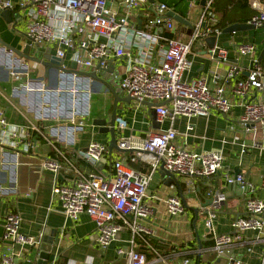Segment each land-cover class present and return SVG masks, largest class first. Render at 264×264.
<instances>
[{
    "label": "built area",
    "instance_id": "built-area-1",
    "mask_svg": "<svg viewBox=\"0 0 264 264\" xmlns=\"http://www.w3.org/2000/svg\"><path fill=\"white\" fill-rule=\"evenodd\" d=\"M216 1L206 0L203 14L191 29L169 17L168 13L173 11L170 6L152 3L151 0H15L2 3V8L22 14L25 37L32 40L34 46L39 49L44 45L55 46L56 56L65 59V62L69 60V65L64 63L63 69H71L75 63L80 71L97 67L107 70L114 61H124L125 74L120 82V90L135 102L156 104L157 120L162 123L168 118L173 121L177 117H207L212 110L227 115L235 107L234 102L225 95L224 84L211 90L208 78L192 82L185 80L191 66L193 45L210 37L218 39L223 34L220 18L215 12ZM252 5L256 13L248 23L255 29H262L264 4L255 0ZM194 6L195 1H190V9ZM178 24L186 26L184 41L172 35L176 33ZM4 52L11 57V70L15 69L12 59L14 52L7 49ZM237 52L252 59L249 68L231 65L227 50L217 42L208 56L219 64L230 65L225 78L227 83L241 72L247 74L234 86L235 95L243 100L244 112L240 121L248 133L252 132L255 136L261 133L264 136V100H249L255 90L264 92V68L259 63L258 48L255 44H241L237 46ZM38 67L43 68L41 65ZM11 75L20 79L21 74L11 71ZM68 76L73 80L80 78L74 73ZM76 121V131H83L85 121ZM127 128V121L117 118L116 130L124 132ZM36 133L45 136L35 125L22 127L11 123L0 106L2 154L6 153L3 151L19 148L30 153L36 145L32 140ZM176 140L177 132L172 128L151 132L145 138L129 136L118 140L119 149L136 154L130 162L146 164L150 168L149 174L125 165L119 158H112L114 152L110 151L109 145L96 141L81 150L79 158L88 165L97 166L110 156V172L84 173L58 150L59 159L73 168L72 177L64 182L59 180L64 166L58 159L43 158L42 166L56 176L52 193L61 203L65 218L76 223L81 216H89L96 229L94 245L106 251L124 228L132 230L142 240V234H151L141 225L151 214L144 200L153 174L162 166L176 177L190 179L211 178L223 170L224 157L220 151H191L178 145ZM225 182L227 186L238 187L246 198V216L234 221L232 235H218L214 221L216 211L226 202V194L221 188L215 189L211 194V205L203 209L208 214L206 228L213 234V251L218 258H227L228 264H243L233 257L231 248L241 242L248 231L257 232L255 242L264 243V200L254 197L258 187L244 174H227ZM4 193L0 187V194ZM157 199L166 204L169 216L185 213L179 196ZM21 225L19 213H7L4 240L12 244L10 251L15 246L22 250L40 247L42 238L24 234ZM129 243L130 250L117 251L118 256H126L127 264H168L157 252L156 260L149 263L147 256L136 249L135 241L130 240ZM14 252L19 254L16 249ZM260 259L264 264V250ZM58 260L57 256L49 264H57ZM88 263L93 264V260ZM0 264H14L13 256L4 255Z\"/></svg>",
    "mask_w": 264,
    "mask_h": 264
},
{
    "label": "crops",
    "instance_id": "crops-1",
    "mask_svg": "<svg viewBox=\"0 0 264 264\" xmlns=\"http://www.w3.org/2000/svg\"><path fill=\"white\" fill-rule=\"evenodd\" d=\"M6 1L15 0H0V8ZM190 1H195L192 10H196V17L195 20L192 18L187 20L193 25L203 14L205 4L202 5L203 0H188L189 6ZM236 1L243 0H233V2ZM244 1L248 5L247 12L243 14L247 21L234 24L248 23L252 15L256 13L252 5L255 0ZM259 1L264 4V0ZM151 2L165 3L173 11L182 15L180 13L182 9L177 7V4H169L162 0H151ZM227 8L231 10L233 7L229 5ZM216 14L218 15L217 12ZM233 14L236 15V13ZM219 18L221 20V17ZM182 25L178 24L176 33L172 35L184 41L187 29ZM247 32L222 34L218 39L216 38L218 45L227 50L230 64L239 68H249L252 59L240 56L237 52L238 45L255 44L258 48V57L263 51L261 48L264 42L262 45H257L249 40ZM0 37L4 44L10 46V49H7L0 45V67L9 71L13 64L9 60L11 57L6 55L4 49L23 51L27 45H31L30 54H33L36 49L33 42L25 37V22L22 14H16L15 23L11 26L0 18ZM199 41L202 42L203 49L194 51L193 48ZM199 41L193 45V53L190 57L191 66L185 75V80L192 82L200 78H208L209 87L213 83L215 88L224 84L225 95L235 105L232 112L224 115L212 110L207 117H177L173 121L168 118L162 123L157 120L161 128L156 129L147 105L135 101L130 104L120 103L118 110L121 111L118 112V118L126 120L128 128L124 132L116 130V138L117 140L129 136L145 138L151 132L172 128L177 132L178 145L188 150L220 151L224 157V168L219 174L206 179L176 177L178 186L167 184V179L162 177L160 170L155 172L149 185L147 198L144 200L151 209V214L141 222V225L151 234H142L144 239L142 240L132 230L124 228L106 251H101L94 245L96 229L89 216H81L76 223L65 218L61 203L53 197L52 193L56 176L43 168L42 159L49 157L63 163L64 169L58 176L61 182L72 177L73 168L63 159H59L57 150L75 168L84 173L110 172V156H107V159L97 166H91L79 158V152L86 149L91 142L110 144L111 135L101 133L100 128L95 126L90 118L110 121L115 100L111 110L108 112L98 110L93 117V111L91 110L90 113L88 110L89 95L92 91V80L89 77L80 75L78 80H73L68 74L61 73L56 87L50 84L49 76L44 75V68L41 69L37 64L25 59H16L17 54L14 53L12 59L16 70L12 68L11 71L21 74L20 79H15L10 71L8 81H0V106L4 108L11 123L22 127L35 125L45 136L34 134L32 140L36 145L28 154L19 148L10 152L3 151L6 153L1 156L0 187L6 193L0 194V262L4 255H8L13 256L14 264H36L38 251L35 248L27 247L22 250L21 247L15 246L10 251L12 244L4 240L5 216L8 212H14L22 216L21 230L24 234L41 238L45 236L49 239L50 235H57V240L51 245L49 263L58 256L57 264H77L80 261L89 264L91 260L93 264H127L126 256H118L117 251L130 250L129 241L134 240L136 249L141 250L147 258L149 257V263L156 260L158 256L155 252H157L168 264H186L187 261L189 262L187 264H215L218 257L213 251V234L209 233L206 228L208 214L203 209L211 205L212 192L221 188L226 194V202L216 211L214 227L218 235L234 233V221L246 216V198L238 187L227 186L225 182V175H235L236 172L244 174L248 180L253 182L258 187L254 197L264 200V189L262 188L264 136L261 133L256 136L252 132L248 133L240 121L244 112L243 100L235 95L234 86L247 74L241 72L227 83L225 78L230 65L219 64L211 60L208 54L212 49L209 48L206 40ZM40 50L43 55H56V47L53 45H44ZM65 65H69L68 59ZM262 66L264 68V65ZM26 67L29 69L26 70ZM111 67H113L111 73L100 70L98 67L77 71L97 74L117 88L120 95L125 98L126 95L120 92V82L125 74V63L120 60L114 61ZM67 83L78 85L77 88L83 84L86 90L81 89L77 93L70 92V90L67 92L68 87L65 86ZM103 94L114 98L113 94ZM249 100L263 101L264 92L255 90L250 94ZM54 101H57L60 107L65 103L66 110L58 109L59 106L53 107L52 102ZM77 119H83L86 123L85 129L81 132L75 129L74 124ZM113 152L112 158H119L125 165L149 174L150 168L146 164L130 162L131 157L136 154L115 150ZM169 196L181 198L185 206L184 214L176 217L169 216L166 204L157 199L163 200ZM256 235L257 232H246L243 240L231 248L233 257L240 259L243 264H261L260 256L264 250V243L255 242ZM15 249L19 254H15ZM224 259L227 260V258ZM221 264H228V260L227 263Z\"/></svg>",
    "mask_w": 264,
    "mask_h": 264
},
{
    "label": "water",
    "instance_id": "water-1",
    "mask_svg": "<svg viewBox=\"0 0 264 264\" xmlns=\"http://www.w3.org/2000/svg\"><path fill=\"white\" fill-rule=\"evenodd\" d=\"M206 0L202 1V5H204ZM16 14L17 12L10 10L8 8H0V18H2L8 25H12L15 23L16 20ZM169 17L173 18L176 22L187 25L190 28H192V24L185 19L182 15L176 13L175 11H171L168 13ZM139 24L141 25V22L139 21ZM255 28L251 26L248 23L244 24H234L229 27H227L223 34H236L240 32H246L254 30ZM30 40V39H29ZM32 41V40H30ZM206 43L208 44L210 49H213L216 43L215 37H210L206 39ZM0 45L5 46L7 49H10V46L4 44V42L1 40L0 37ZM35 51L33 54H30L31 45H27L26 48L23 51H17L12 49V51L17 54V56L21 59H25L27 61H30L34 64L41 65L44 68V75L49 76L50 78V84L57 87L59 76L61 73L65 74H77V75H83L87 76L92 80V92H99V93H107V94H113L115 98V104L113 108V112L111 115L110 121L107 120H101L96 119L93 121V124L100 128L101 133L110 134L111 135V141L109 144L110 151H118V152H131L127 150H121L118 147V140L116 138V125H117V118H118V106L120 103H132L135 100L131 97L126 96L123 98L118 90H116L111 84H109L106 80L99 77L97 74H88V73H81L77 71V65L73 63L71 65V69H63L62 66L65 63V59L59 58L56 55L47 54L43 55L42 50H40L37 46H35ZM264 59V49L260 53L259 56V63H262ZM113 67H110L107 70H104L105 72L111 73L113 72ZM9 70L0 67V81H8L9 79ZM43 80V78H41ZM142 104L147 105L150 109V116L153 119V123L156 126V129H160L161 125L157 123V114H156V104L149 103V102H143ZM1 156L2 153L0 151V166H1ZM160 174L164 179H167V184L176 185L178 186L179 183L177 181V178L174 174L166 171L164 167L162 166L160 169ZM236 174H239V172H236ZM5 176V174H4ZM211 201V200H210ZM196 213L197 210H196ZM48 237L44 238L42 237V245L40 247H36L35 249L38 251V256L36 259V264H49V258H50V249L51 245L54 244V242L57 240V235H50V239L48 240ZM52 239V240H51ZM227 263V260L224 258H218L215 262V264H221V263Z\"/></svg>",
    "mask_w": 264,
    "mask_h": 264
},
{
    "label": "rangeland",
    "instance_id": "rangeland-1",
    "mask_svg": "<svg viewBox=\"0 0 264 264\" xmlns=\"http://www.w3.org/2000/svg\"><path fill=\"white\" fill-rule=\"evenodd\" d=\"M166 3H169V4H177V7H180L182 10H181V14L183 15L184 18L186 19H193L195 20V17H196V10H192L190 9V6H189V2L188 0H162ZM218 16L219 17H223V14L222 13H219L218 12ZM247 36H249V40L253 41L254 43H256L257 45H262L263 42H264V29H259V30H251V31H248L246 33ZM249 41V42H251ZM194 51H198V50H202V42L199 41L197 42V44L194 46ZM15 58L16 59H21L19 58L17 55H15ZM67 88V92L70 90L73 91V90H76L78 92L82 90H86V88L84 89V85L83 84H80L79 85V88H77V86H74V84H70V83H67L65 84ZM87 86V85H86ZM89 87V86H88ZM215 88L214 84L211 83L210 84V89L213 90ZM66 89V88H65ZM64 89V90H65ZM117 90V88H115ZM88 92V91H86ZM122 92V91H120ZM71 96V95H70ZM89 101H88V110L89 112L91 113L93 111V117H95L96 115V111L98 110H107V112L109 110H111V107H112V104L115 100V98H109L107 96H105L103 93H99V92H90V95H89ZM54 103L53 107H58L59 106V103L57 101H54L52 102ZM69 107V106H68ZM60 110H66L65 108V103L64 104H61V107L59 106ZM92 110V111H91ZM121 111V110H118V112ZM90 115V114H89ZM89 115L87 117H89ZM92 119V121H94V118H90ZM96 119V118H95ZM22 218V216H21ZM67 260V258H65ZM79 260V258H78ZM77 264H86V263H83L82 261H80V263H77Z\"/></svg>",
    "mask_w": 264,
    "mask_h": 264
},
{
    "label": "trees",
    "instance_id": "trees-1",
    "mask_svg": "<svg viewBox=\"0 0 264 264\" xmlns=\"http://www.w3.org/2000/svg\"><path fill=\"white\" fill-rule=\"evenodd\" d=\"M229 5L233 7L231 10L227 8ZM214 6L217 13L219 12L223 14V17L220 20V28H222V30L231 24L247 21L246 18L243 17V14L247 12L248 9V5L244 0L236 2H233V0H217ZM233 13H236L237 16ZM261 49H264V45ZM262 65H264V59L262 61Z\"/></svg>",
    "mask_w": 264,
    "mask_h": 264
}]
</instances>
